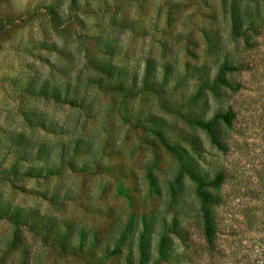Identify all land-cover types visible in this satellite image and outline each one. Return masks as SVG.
Returning a JSON list of instances; mask_svg holds the SVG:
<instances>
[{
  "label": "rangeland",
  "instance_id": "374dc122",
  "mask_svg": "<svg viewBox=\"0 0 264 264\" xmlns=\"http://www.w3.org/2000/svg\"><path fill=\"white\" fill-rule=\"evenodd\" d=\"M0 264H264V0H0Z\"/></svg>",
  "mask_w": 264,
  "mask_h": 264
},
{
  "label": "trees",
  "instance_id": "16d2710c",
  "mask_svg": "<svg viewBox=\"0 0 264 264\" xmlns=\"http://www.w3.org/2000/svg\"><path fill=\"white\" fill-rule=\"evenodd\" d=\"M231 2L234 5L236 3L237 4L248 3L249 0H231ZM232 17H233L234 24H236V25L237 24H239V25L243 24L244 21L242 20L241 15L237 11V8L234 7V6L232 7ZM224 69L231 70V69H234V68L233 67H229V66H224ZM222 118L228 124H231V121L234 118V116H233V113H227V114L223 115ZM186 120L188 121V123L204 129L205 131H207L211 135L214 133V120L202 121L200 119H190V118H186ZM157 136L159 137V139L162 142V144L174 156H176L178 158L182 170L184 172H186L193 180L196 181V183L198 184V186H197V194H198L201 202L204 205H206V204H216V205L220 204L221 198L218 197V196H213V195L209 194L205 189H206V186H208V185H220L223 182V180L225 178V175L223 173H220L212 181L204 180L202 177L194 174L192 172V170L189 168L188 163L186 162V159H185L184 150L182 148L171 144L163 136V134L160 131L157 132ZM15 217L18 218L19 216L15 215ZM203 219H204V236L206 238V241L209 244H213L214 240H215V237H216V233H217V226H216L215 217L210 212L204 211Z\"/></svg>",
  "mask_w": 264,
  "mask_h": 264
}]
</instances>
